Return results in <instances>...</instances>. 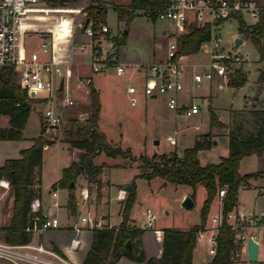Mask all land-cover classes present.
<instances>
[{"label":"rangeland","instance_id":"1","mask_svg":"<svg viewBox=\"0 0 264 264\" xmlns=\"http://www.w3.org/2000/svg\"><path fill=\"white\" fill-rule=\"evenodd\" d=\"M107 1L108 3L111 1V3L117 5H126L128 2V0ZM261 3L264 5V0H261ZM87 5V1H82L79 4H69L65 7L82 9ZM102 7L103 11L97 19L99 22L105 24L109 31L102 36L99 41H94L93 44L94 46L98 45L100 47L103 56L107 53H112L114 61L109 62L108 68L103 72L92 73L90 69L92 61L91 49L88 45L82 52L73 48L71 59L73 65H80L79 67L84 74L91 73L92 75L93 86L99 93L101 130L113 145L120 147L122 150H129L132 156V159L126 161H123L121 158H107L103 156V154H99L100 156L97 155L94 158L95 164H103V159V161H106L108 164L123 161V164L126 166L124 168H110L109 170H105L102 175L100 174L98 176L104 188L109 187L110 181L116 184L110 191V223L117 224L119 222V217L117 215L119 205L118 201L114 198L118 187L134 183L137 198L130 210V217L137 226L149 228L145 218L146 212L149 211L155 218L151 225L152 228L189 229L200 223V211L206 198L205 189L201 184H197L195 188L192 189L188 185H173L160 178L146 181L145 179L135 177L139 173L138 165L140 156L150 157L155 153L163 154L171 152V150L172 152L175 151L176 155H179L185 148L190 147L189 143L185 144L179 141V133L176 135L177 144L175 147H171L166 141V138L168 136H175L174 130L181 126L185 127L187 124L191 123L194 117L190 119L182 117L178 119L173 118V116L169 114L170 112L165 109L160 98L150 99L143 95L144 84L142 81L136 80L137 76L135 75L137 67L144 69L154 62L153 51L155 48L157 56L163 57L165 55L168 43L175 39L174 36H172V34L175 33V27L168 21H151V19L143 15L142 11H136L131 21L126 25L124 21H118L117 14L111 5L103 4ZM80 17L81 15H78L77 19ZM243 19L246 25H252L254 22L249 16H244ZM37 24L40 25V23ZM63 26H66L64 22ZM237 26L238 21L232 19L223 23L216 32V34L220 36L221 52L226 55H231L228 60L222 62L223 65H226L225 76L219 78L215 76L209 82L203 80L198 84L200 85L198 89L199 92H209V94L214 97L213 105H217L224 109L223 112L219 114L220 120L223 122H226L228 119L227 112L229 109L242 110L248 98L252 97L251 101H253L255 93L253 83L257 75V67L259 66L258 54L253 44L248 40L243 38L244 42L237 49L234 48L233 41L237 32ZM163 31L167 33L163 35ZM73 34L74 45L80 46L87 40L90 41V39L77 28H74ZM54 35L56 40L62 37V34L58 32V30H55ZM237 36L240 38L242 37L238 33ZM115 38L122 40L123 43L115 46ZM24 42L28 49L36 50L39 47L41 39L37 34L27 33L24 36ZM235 56L238 58V61L235 60ZM117 61L128 63L124 65V71L119 76L115 74V68L113 67L117 64ZM208 61L209 57L204 53L187 56L182 61L184 65L182 83L183 78L184 80L186 79L192 82L194 73L203 74L207 70L206 64ZM139 62L141 63L140 66L136 64ZM193 64H197L198 67H193ZM237 71L245 75L243 83L237 88H229L226 85L227 78L228 76H234ZM76 81L75 84L78 85H75L76 87L82 89L85 87V82L79 83L78 80ZM129 85H133L137 89V103L134 106L130 104L128 95L126 94V88ZM45 107L46 104L43 102L31 104V109L22 131V139L19 142L0 141V166L5 159L17 157L19 149L28 148L31 145L32 139L42 134L40 119L41 113L45 110ZM199 107L201 111V115L198 118L200 130L197 133H206L209 131L211 132V134L209 133L211 140L215 142L211 149L200 153L199 161L201 165L216 164L221 157H226L229 153L228 130L221 127L209 128V113L206 105L202 104L199 105ZM71 112H73L72 108L62 111L66 119L70 117ZM78 113H82V115L88 114V112L81 111H78L77 114ZM164 114L168 116L167 119L164 117L166 121L161 120ZM7 126V117L0 115V129L7 128ZM236 132L239 133L238 130ZM194 133L195 131L191 129L187 131L186 135H189L190 137L188 138L192 139L191 137ZM43 138L54 142L52 146H48L43 152L41 187L43 195L46 196L48 189L47 185L58 175L60 167L64 165L65 161L70 157V153L66 149V147L69 146L68 142L76 137L73 133L68 135L58 133L51 136H44ZM156 141H158V145L155 144ZM238 170L241 174L263 172L264 155L261 157L254 155L245 157L240 161ZM261 176L264 175L262 174L258 177ZM2 182H6L5 191L9 193L6 192L2 202H0L2 208V212H0V242H2L5 233L2 223L3 219L6 217V206L9 205V201L6 200L10 196L8 182L6 180H0V187H3L1 184ZM80 182L77 184V187L82 185ZM251 183L253 185L251 188L241 187L238 190L237 203L239 209L243 208L248 210L255 204V201H258L256 200L255 187L258 188L260 184L264 183V179H252ZM91 187L94 192L95 186L92 185ZM103 190L104 189H102V192ZM124 193L126 197V192ZM192 195L193 206L191 209L185 210L181 206L182 201L186 196L191 197ZM101 197L104 198L103 194ZM123 201L124 200H120V203L122 204ZM99 204H101V199L99 200ZM216 210L217 202H214L207 219H209V216L214 214ZM69 214L74 216L76 212L75 214L69 212ZM204 254L206 258L210 259L206 247ZM239 260L247 259L242 255Z\"/></svg>","mask_w":264,"mask_h":264},{"label":"trees","instance_id":"2","mask_svg":"<svg viewBox=\"0 0 264 264\" xmlns=\"http://www.w3.org/2000/svg\"><path fill=\"white\" fill-rule=\"evenodd\" d=\"M82 1L88 3L85 11L89 18L99 17L103 11L102 5L109 4L116 12L118 21H124L126 25L136 11L153 12L168 4V0H128L126 5L113 4L111 1L108 3L106 0H47V3L56 8L79 4ZM150 19L155 21L154 17ZM237 33L255 47L260 65L257 69L256 83L259 87H264V14L255 25L238 22ZM209 36L208 26H190L176 39L177 56L197 54L199 45L209 39ZM114 43L118 46L123 41L115 38ZM243 80V75L237 71L234 76L228 77L227 85L237 88L242 85ZM88 87L90 100L88 118L81 125L71 120L68 130L65 131V135L73 133L76 137L68 143L70 149L79 152L78 160L62 169L59 180L50 187L51 191L66 190L67 209L71 214H75L77 210L75 188L78 177L83 176L88 183L97 182L98 176L105 167L103 164H94L97 155L132 159L129 150L111 145L98 131L99 94L93 88L91 81ZM0 99V115L8 119L7 128L0 129V141H20L32 100L26 97L16 83L13 70H6L0 74ZM209 125L226 127L228 130L229 153L226 157H221L218 163L201 165L199 161L198 153L211 149L215 144L210 135H207L196 139L192 147L183 150L181 156L176 155L175 152L155 153L150 157L140 156L139 174L136 176L146 181L160 178L173 185H188L192 189L197 184H201L205 189L206 198L200 211V223L186 230L162 229L161 257L146 259L140 240L143 230L129 226L130 210L136 201V190L132 183L121 204L120 224L117 227L104 226L93 230V241L82 264H117L122 258L138 263L146 261L147 264H193L192 252L196 244V235L206 223L217 190L226 188L222 202V214L225 216L235 208L239 188L246 187L249 179L264 175V171L240 175L238 170L243 158L264 155L263 109L252 104L246 111L232 115L231 124L224 126L209 108ZM237 130L239 133L236 132ZM31 143L30 147L19 152L18 158L6 159L0 166V180L8 182L13 198L10 222L6 228H3L5 233L2 242L7 244H27L31 241V233L25 232V228L31 224L33 217L30 204L40 197L39 179L43 148L53 145L54 142L43 138L40 134L32 139ZM191 198L193 199V195ZM37 214L40 215L41 210ZM127 243L130 247H127ZM238 250V243L234 241V232L223 225L211 264H232V258Z\"/></svg>","mask_w":264,"mask_h":264},{"label":"built area","instance_id":"3","mask_svg":"<svg viewBox=\"0 0 264 264\" xmlns=\"http://www.w3.org/2000/svg\"><path fill=\"white\" fill-rule=\"evenodd\" d=\"M107 6V5H106ZM147 18L164 20L175 27L174 41L169 42L165 57L162 61L152 62L146 67L147 77L143 87L146 98L166 97L168 109L185 119L193 118L200 113L199 104L191 100L188 104L180 102L183 91L182 77L184 65L182 61L186 56H177V37L185 33L190 26L210 28L209 39L199 45L198 53L207 54L209 61L207 70L203 74L194 73L193 82L200 84L203 80L211 81L215 76L224 77L226 65L223 61L231 55L221 52L220 36L216 34L219 27L232 19L244 21L249 16L255 25L264 14V5L261 0H168V4L153 12H142ZM81 15L79 19L77 16ZM85 8L51 7L47 0H0V74L6 70H13L16 83L32 103H45V110L41 113V135L65 134L69 122L81 125L88 118V114L71 112L66 119L62 111L71 109L74 101L68 92V79L70 78V60L67 55L74 48V28L92 41H98L108 33L105 24L97 18H89ZM86 20L88 23L86 24ZM63 22H67L63 26ZM37 23H40L38 25ZM58 30L61 38L55 39L54 32ZM27 33L37 34L41 39L38 49L27 50L23 44V36ZM242 43L244 42L241 37ZM241 43V44H242ZM235 48V39L233 41ZM80 51L85 46H77ZM92 73H101L108 68L109 62L114 61L112 53L102 55L98 45L90 47ZM237 49V48H236ZM236 57V56H235ZM235 60L238 61L236 57ZM116 63V62H114ZM195 67V65H192ZM115 74L121 75L124 71L120 64H115ZM229 77V76H228ZM228 80V78H227ZM129 102L132 106L137 103V89L128 86L126 89ZM1 101V99H0ZM198 129V127H196ZM49 140V139H48ZM166 141L170 146L177 144L176 135L168 136ZM48 146H44L47 148ZM226 188H219L216 199L220 203L218 212L209 216L202 230L197 232L196 242H206L208 253L214 256L217 238L222 226L234 232V241L238 243L239 250L232 258V264H240L239 258L247 255V241L252 238L258 246V253L264 255V211H243L233 208L225 216L222 214V202ZM50 208L38 215L41 202L37 198L30 204L33 214L31 224L25 228L27 233H42L49 229L59 227L56 211L60 207L57 190L49 193ZM118 200L125 199L124 191H119ZM91 202L88 190H80V200L76 199V207ZM149 226L155 220L147 211L145 214ZM95 228V223L87 216H80L78 223L72 227L75 236H78L84 227ZM251 231V233H248ZM80 244L78 238L70 241V246L77 249ZM0 259L12 264H73L54 249L43 244H7L0 242Z\"/></svg>","mask_w":264,"mask_h":264},{"label":"crops","instance_id":"4","mask_svg":"<svg viewBox=\"0 0 264 264\" xmlns=\"http://www.w3.org/2000/svg\"><path fill=\"white\" fill-rule=\"evenodd\" d=\"M166 33H167L166 31L162 32L163 35H165ZM24 36H23V44L25 46ZM237 37L238 36H237V32H236L235 38H237ZM93 42L94 41L87 40L85 43H82V45L85 47H87V45L91 47ZM90 43H91V45H90ZM77 46L78 45H75L74 48H76V50L79 51L80 49H78ZM25 48L27 50H31V49H28L26 46H25ZM155 49L153 51L154 62L162 61L164 59L165 55L163 57L157 56ZM71 52H72V50L67 55V59L70 60V65H69L70 78L68 79V92L74 101V106L72 107V111L74 113H77L78 111L89 112L90 100H89L88 84L91 81L92 86H93L92 75H91V73L90 74H84L81 71V68L79 67L80 65L76 66V65L72 64ZM188 56H192V55H188ZM117 64H120L124 69V65H126L128 63H126V62L124 63L122 61L121 62L117 61ZM131 64H133V63H131ZM136 64L138 66H140L141 63L139 62ZM134 65H135V63H134ZM193 65H195V68L198 67L197 64H193ZM259 66L257 67V69L259 68ZM146 67L144 69L137 67L136 71H135V75L137 76L136 80L142 81L143 84L145 83V80H146V77L148 74ZM90 69H91V67H90ZM91 71H92V69H91ZM256 73H257V75H256V78H255L254 83H253L254 91H255L254 96H253V101H251L252 97L248 98L246 100V105H245L244 109H242V110L229 109L227 112L228 113V119L226 122L221 121L220 116H219V114H221V112H223L224 109L218 107L217 105H213L214 97L211 96L209 94V92L208 93H205L204 91L199 92L198 89L200 88V85L195 84L193 81L191 82L190 80H186V79L184 80V78H183V91L181 92V94L179 96L180 102L183 104H188L191 100H195L199 105L205 104L206 108L208 110V113H209V108H211L212 111L214 112V114L216 115L217 119L222 124H224V126H229L231 124V121H232V118H231L232 115H237V113H239L241 111H246L247 109H249V107L252 104L256 105L257 108L264 110V87H261V86L259 87L257 85L256 79L258 76V72H256ZM244 78H245V75H243V79ZM76 80H78L79 83L85 82V87L83 89L76 87V86H78L75 84L77 82ZM226 85H227V82H226ZM129 86H131V85H129ZM93 88L95 89L94 86H93ZM229 88H231V87H229ZM232 89H234V88H232ZM126 94H127V92H126ZM158 98L161 99L162 103L164 104L165 109L170 112L169 114L172 115L173 118L178 119L179 116H175V114L168 109L166 97H164V96L155 97V98L151 97L150 99H158ZM200 115L201 114L199 113V115L195 116L194 119L191 121V123H189L187 125L185 124L186 125L185 127L181 126L180 128H176L174 130L175 135H177L179 133V135H180L179 141L180 142H183L185 144L189 143L190 147H192L194 144V141L196 139L207 136V135H209V133L211 134V132H209V131L206 133H197L200 130V123L198 122V120H199L198 118L200 117ZM164 117L167 119L168 116L164 114L163 118L161 119L162 121H166V119H164ZM208 125H209V114H208ZM196 127H198V129H196ZM215 127H217V126H215ZM97 128H98V131L104 135L106 141L109 142L111 145H113L111 143V141H109V139L107 138L105 133H103V131L100 128V112H99V117H98V122H97ZM209 128H212V127L209 125ZM221 128H224L225 130H227L226 127H221ZM191 129H193L195 131L194 135H192V137H191L192 139L188 138V137H190L189 135H186L187 131L191 130ZM7 142H19V141H7ZM171 147H175V146H171ZM190 147H187V148H190ZM187 148H185V149H187ZM45 149L46 148L43 149V152ZM66 149L70 153V157L67 159V161H65L64 165H62L60 167L58 175L56 177H54V179H52L50 181V183L47 185L48 189H47L46 196L43 195V191H42V187H41L42 174H41V167H40V179H39L40 180V185H39L40 197L38 199L41 202L40 210L42 212H46L50 208V205H51V198L49 195V193L51 192L50 187L57 180H59V178L61 176L62 169L68 167L71 162L78 160L79 152L77 150L70 149L69 146L66 147ZM21 150H23V149L18 150V155H17V157H14V158L19 157V152ZM171 152H172V150H171ZM173 152H175V151H173ZM201 152L202 151H200L198 153V158H199V155ZM166 153H168V152H166ZM181 154L182 153H180L178 156H181ZM107 158H109V157H107ZM116 158H120V157H116ZM112 159H115V158H112ZM121 159L123 161L128 160V159H123V158H121ZM42 160H43V153H42ZM123 161L118 162V163L108 164L106 161H103V159H102L103 165L105 167L103 168L101 175L104 173L105 170H109L110 168H115V167L116 168L117 167L124 168V167H126L123 164L124 163ZM95 165H102V163L101 164H95ZM118 165H120V166H118ZM41 166H42V164H41ZM254 173H256V172H254ZM250 174H252V173H250ZM240 175H247V174H241L240 173ZM252 179H255V180L264 179V176L256 177V178H252ZM252 179H249L247 186L243 187V188H251L253 186L251 183ZM79 182L82 185L80 187H77V184ZM109 183H110L109 187L104 188V185H103L100 178L98 179L97 182L88 183L87 180L83 176H79L77 179V182H76V193H75L76 199L80 200V190L86 188L88 190L89 195H90L91 202L89 204H85V205L78 207L76 210V214L74 216H71L68 212V209H67V192H66V190L56 189L57 194H58V200L60 203V207L56 211V217H57L58 222H59V227L55 228V229L46 230L42 233L31 234V241L29 243H31V244H43L46 247H50L52 249H55L61 256H63L65 259L72 262L73 264H82V262L85 259L86 254L88 253V251L91 247L92 241H93V230L95 228H102L104 226L117 227L120 224V221H121V215H120L121 214L120 213L121 212V203H120V200H118L117 195H118L119 191L122 190V187H118L116 195L114 197L115 200L118 201V205H119L118 211H117V215L119 217V222L117 224H112V223H110L111 217H110V213H109L110 200H111L110 199V191L113 188V186H116V184L111 183V181ZM92 185L95 186L94 192H93V189L91 187ZM255 188H256L255 189L256 200H258V201H255V204L248 210H245L243 208L239 209L238 203L236 202V205H235L236 209L243 210L245 212L250 211V210L264 211V183L260 184L258 188L257 187H255ZM5 189H6L5 186L0 187V202H2L4 194L6 192H8V191H5ZM102 189H104L103 192H102ZM102 194H103L104 198L101 197ZM46 197H48V198H46ZM136 198H137V194H136ZM100 199H101V204H99ZM215 199L211 203V206L214 202H217L216 212H218V210L220 208V203L217 199L215 201ZM6 201H9V205L6 206V217H5V219H3V223H2L3 228H6L10 222V217H11V213H12V201H13L11 194ZM6 201H5V203H6ZM211 206H210V210H211ZM0 212H2L1 203H0ZM87 215L95 223L96 227L95 228H90L88 226L84 227L82 232L78 236H75V233L73 232L72 227L78 223V218L80 216H87ZM129 226L143 230V233L140 237V240H141L142 249L144 251L146 259H150V258L159 259L161 257V253H162V237H163L162 229L152 228L151 226H148L149 228L139 227L133 222V219L131 217H130V221H129ZM184 230H186V229H184ZM248 233H251V231H248ZM73 238H78V240L80 241V244H79L77 249H73L70 246V241ZM205 247L207 248V250H209L206 242H201V241L196 242L195 247H194L193 252H192V263L193 264H211L213 256L210 255V259L205 257V254H204L205 253ZM208 255H209V253H208ZM243 255H244V253H243ZM244 256L247 259V255H244ZM0 264H12V263L0 259ZM117 264H147V262L144 261V262L138 263V262L130 261L126 258H122L121 260H119V262ZM240 264H264V255L262 253H261V255H260V253H258V260L256 262H249L248 260H240Z\"/></svg>","mask_w":264,"mask_h":264},{"label":"water","instance_id":"5","mask_svg":"<svg viewBox=\"0 0 264 264\" xmlns=\"http://www.w3.org/2000/svg\"><path fill=\"white\" fill-rule=\"evenodd\" d=\"M87 23L88 20H86V24ZM241 43H242V39L240 37L235 38V48H238L241 45ZM153 98H155V96H153ZM155 144L157 145L158 141H156ZM122 190L127 193L130 190V185H123ZM181 206L185 210L191 209L193 206L192 198L186 196L183 199ZM127 247H130L129 243H127ZM247 260L249 262H256L258 260V246L257 243L252 238H249L247 241Z\"/></svg>","mask_w":264,"mask_h":264},{"label":"bare ground","instance_id":"6","mask_svg":"<svg viewBox=\"0 0 264 264\" xmlns=\"http://www.w3.org/2000/svg\"><path fill=\"white\" fill-rule=\"evenodd\" d=\"M64 24H67V22H64ZM55 36V35H54ZM55 39H56V37H55ZM2 185L3 186H6V183L5 182H2Z\"/></svg>","mask_w":264,"mask_h":264}]
</instances>
